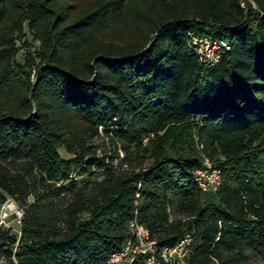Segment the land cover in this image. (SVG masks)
<instances>
[{
  "label": "trees",
  "instance_id": "1",
  "mask_svg": "<svg viewBox=\"0 0 264 264\" xmlns=\"http://www.w3.org/2000/svg\"><path fill=\"white\" fill-rule=\"evenodd\" d=\"M7 200L0 264H107L133 219L189 264H264V0H0Z\"/></svg>",
  "mask_w": 264,
  "mask_h": 264
},
{
  "label": "built area",
  "instance_id": "2",
  "mask_svg": "<svg viewBox=\"0 0 264 264\" xmlns=\"http://www.w3.org/2000/svg\"><path fill=\"white\" fill-rule=\"evenodd\" d=\"M188 45L198 56L200 63L209 66L220 58L224 50L229 49L224 41L213 40L207 36L189 35ZM202 164L203 168L194 172V182L203 192L215 191L220 180L219 171L211 168L207 159H204ZM5 203L7 210L10 212L14 210L18 217L21 216L13 201L7 200ZM128 231L129 236L118 250L109 255L107 264H189L187 261L191 244L189 235H184L172 246L158 245L148 229L136 219L129 222Z\"/></svg>",
  "mask_w": 264,
  "mask_h": 264
},
{
  "label": "rangeland",
  "instance_id": "3",
  "mask_svg": "<svg viewBox=\"0 0 264 264\" xmlns=\"http://www.w3.org/2000/svg\"><path fill=\"white\" fill-rule=\"evenodd\" d=\"M23 40H25L27 43H29L31 45L30 46L31 49H33V44L31 43V38H30V36L28 34H25L24 37L20 38L19 45L21 44V42ZM23 52H24V49L20 48L19 52H18V55L16 57V61H18L20 63L22 62ZM58 153L63 158H68L69 157V155L62 148L58 149ZM14 205L16 206L17 209H19L18 206L15 203H14ZM6 207H7L6 203H4L2 205V207H1V210H0V225L4 229H7L8 234L11 237L17 239L18 235H19V220H20L21 216L18 217L14 210H12L10 212L9 210H7ZM12 215L14 217H12ZM247 262H248L247 264H249V263H252L253 261H252V259H248Z\"/></svg>",
  "mask_w": 264,
  "mask_h": 264
},
{
  "label": "bare ground",
  "instance_id": "4",
  "mask_svg": "<svg viewBox=\"0 0 264 264\" xmlns=\"http://www.w3.org/2000/svg\"><path fill=\"white\" fill-rule=\"evenodd\" d=\"M10 208H12L11 206H9Z\"/></svg>",
  "mask_w": 264,
  "mask_h": 264
}]
</instances>
